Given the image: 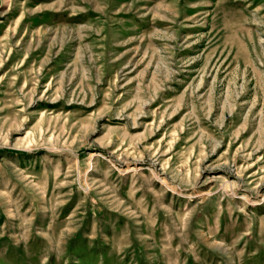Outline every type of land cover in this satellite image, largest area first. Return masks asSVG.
<instances>
[{
    "label": "rangeland",
    "instance_id": "374dc122",
    "mask_svg": "<svg viewBox=\"0 0 264 264\" xmlns=\"http://www.w3.org/2000/svg\"><path fill=\"white\" fill-rule=\"evenodd\" d=\"M0 264H264V0H0Z\"/></svg>",
    "mask_w": 264,
    "mask_h": 264
}]
</instances>
